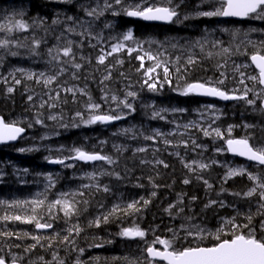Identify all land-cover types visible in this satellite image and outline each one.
<instances>
[{
    "label": "trees",
    "instance_id": "1",
    "mask_svg": "<svg viewBox=\"0 0 264 264\" xmlns=\"http://www.w3.org/2000/svg\"><path fill=\"white\" fill-rule=\"evenodd\" d=\"M147 1L162 4L158 0ZM103 2L104 0H71L69 3H62L60 0H0V25L7 24L10 19H23L30 25L28 32H14L10 39H18L28 45L31 44L33 36L44 41L39 49L41 55L36 57L30 56L26 48H12V51L20 53L18 56L8 55L5 50L0 49V116L5 122L18 123V126L27 131L26 137L18 144L0 147V233L12 234L0 235V256H3L8 264L12 263L13 259L18 264H43L40 257L56 264L53 261V253H56L57 258L63 260L64 264H129L130 261L147 264L148 258L144 249L155 236L172 239L175 233L178 238L175 239L174 246L178 249L197 244L211 246L216 243L212 236L204 240H193L182 230V226L185 228L200 224L214 234L220 219L235 217L237 223L247 224L246 216L249 214L253 216L250 226H254L258 237L262 236L258 223L264 220V216L257 214L258 197L245 198L235 195L247 192L253 183L247 176L224 182V164L235 166L241 163L229 158L224 150V142L215 144L214 135L206 137L200 130L201 127L208 128L206 126L211 125L227 135L225 130L232 126V138L248 137L250 143L262 145L264 114L260 110V102L257 101L256 107L249 106L242 100L220 104L200 99L193 94L180 95L178 88L189 82H205L209 79L215 82L222 78L221 72L226 76L231 73L236 75L233 71L236 64H249L248 56L243 53H251L254 51L253 44L259 46L264 42V19L248 18L243 22H235L225 21L220 17L198 15L202 11L212 10L216 0L197 3L171 0L169 6L175 7L177 16L174 22L167 26L145 24L123 13V7L142 3V0H123L121 5H114L119 11L118 15H112V9L106 10L99 18L86 15V8L95 7L98 3L103 7ZM69 16L90 22L92 33L99 39L90 40L66 32V27L74 26V22L67 19ZM55 19L61 22L53 24ZM129 30L132 31L134 40L125 43L139 47L140 51L129 55L126 50H122L107 57L105 65L98 64L97 57L101 54V49L111 51L114 44L123 42L122 36ZM79 31L82 29L77 28V32ZM236 32L238 35L234 38L233 33ZM5 35L6 33L0 32V38ZM25 37H28L26 41ZM57 37L61 39L58 41ZM65 38L76 42L83 40L82 47L73 45L75 62L82 65L79 71L70 64H64L66 72L47 87L43 83H37L35 79L28 80L22 73L15 71L17 68H23L37 74H54L60 65L47 62V49L58 43L63 46ZM249 41L252 44H249ZM216 42L221 43L214 47ZM237 46L240 48L239 53L235 51ZM222 47H229L234 54H223ZM145 51L157 55L161 61L167 63L171 84L163 83L162 68L157 71L163 87L153 91L143 84L146 77L142 69L138 71L141 61L136 59V56L144 55ZM189 57L196 62L187 64ZM225 60L226 67L219 68L218 65ZM143 63L147 68L155 61L145 57ZM108 67H111V78L101 83L107 75ZM177 68L180 69L179 72ZM247 71L254 72L251 67ZM73 73L77 78H73ZM13 75L21 80L19 85L15 84ZM228 79L221 85L222 88L232 89L237 86L236 80ZM61 86L84 89L87 95L77 92L73 97L71 93L61 90ZM9 87L14 89L11 93L7 91ZM56 91L60 92L59 99H50ZM127 91L137 94L134 99L128 98L134 110L129 111L121 106L117 111L124 112L126 116L113 125H87L76 116V113L80 112L85 120L88 118L86 105L89 103V96L92 102L101 105L100 112H106L116 107L110 97L116 95L123 99ZM106 94L109 97L107 100L103 99ZM29 96L32 97L31 100ZM249 98L253 97L250 95ZM166 101L168 103L163 105ZM42 103L44 107H40ZM52 104L56 107H50ZM211 107L220 112V117L215 118L213 123L203 119L206 117L202 114L205 108ZM160 108L169 111V114H164L167 120L153 116L152 111ZM178 109L183 111H174ZM50 116H55L56 119H50ZM37 119L43 123H36ZM157 122L161 123V126ZM179 124L182 125L181 133L168 131L172 126ZM246 125L250 127H245ZM163 126L166 127L162 128ZM156 131L163 135L155 137V141L145 139V136H154ZM183 139L187 142V147L177 146V140ZM164 140L170 141L177 150L170 148V144H165ZM199 145L204 149H199ZM73 148L109 155L115 163L108 165L98 161L89 165L79 160L66 159L63 166L54 169L48 166L50 156L51 159L69 157L74 154L71 151ZM138 148H145L146 151L137 152ZM21 149L26 152H21ZM158 160L164 161L162 164L156 163ZM199 160L209 164V167L201 170L193 164L195 171L185 167V163H198ZM70 164L73 165L65 166ZM164 164H167V167H164ZM131 167L135 169H129ZM246 167L249 172L262 175L264 180V169L248 165ZM93 172L105 174L98 175L96 181H91L87 179V174ZM130 172L133 173L129 174ZM48 176L52 177L54 186L48 187ZM185 179L189 180V183L185 184ZM141 180L146 181V184H142L144 181ZM204 180L208 181L210 188ZM85 184L107 186L109 191H103L102 187L100 190L95 187H82ZM70 192L85 193L83 196H76V200L81 201L77 205L79 214L71 220H66L62 212L54 209L55 218H51L47 212L48 203L58 199L61 193ZM36 199L45 200L38 213L43 217L42 223L53 225L51 229L39 231L34 223L3 219L6 215H31L30 202ZM145 200L149 201L147 205L144 204ZM24 201L29 203L17 206V202ZM211 201L216 203L210 204ZM132 202H139V211L130 210L127 214L118 212L110 216L106 223L102 220L99 227L91 223L97 217L102 218L115 205L126 208ZM73 224H79L81 228L79 236L73 235L71 238L75 244L61 242V238L68 235L67 229ZM132 226H139L145 231L144 240H131L120 235L122 229ZM244 231L246 232V229ZM24 233L29 235L25 236ZM57 233L59 238L51 241L52 247H47L50 241L44 239L41 242L43 246L38 245L34 250L25 252V248L35 243L30 238L31 235L48 237ZM17 236L20 238L17 239ZM96 244L103 246L95 247ZM79 249L84 250L82 254Z\"/></svg>",
    "mask_w": 264,
    "mask_h": 264
},
{
    "label": "snow or ice",
    "instance_id": "2",
    "mask_svg": "<svg viewBox=\"0 0 264 264\" xmlns=\"http://www.w3.org/2000/svg\"><path fill=\"white\" fill-rule=\"evenodd\" d=\"M62 3H69L71 0H60ZM123 0H104L103 7L99 5V3L95 7H91L90 9L86 8L85 13L88 17L99 18L104 15L105 11L108 9H112V15H118L119 11L114 8V5H121ZM147 3V0H142V3H137L135 5L125 6L122 11L125 15L129 17H137L143 19L145 21H161L165 23H171L173 18L177 16V12L174 7H170L171 0H166L165 3L157 5V4H149L148 6H144ZM200 16L205 17H236V18H254V19H264V0H216L215 6L210 11H202L198 13ZM68 20L74 22V26H69L65 28V31L68 33L77 34L83 38H88L90 40L99 39L97 35H94L91 31V24L87 21H79L74 17H67ZM61 21L59 19H55L52 21L53 24H59ZM43 24V21L40 22ZM77 28H81L82 31L77 32ZM30 29V25L26 23L23 19H10L7 24L0 25V32L6 33L4 38H0V49L5 50V53L11 56H18L20 53L18 51H12V48H26L28 54L30 56L36 57L40 56L41 53L39 51L41 44L44 42L43 39H37L34 36L31 38V44L23 43L20 40L10 39L9 37L14 32H28ZM238 35V32L233 33V36ZM63 34H61V37ZM61 37H57L59 41ZM28 37H25L26 41ZM133 33L129 30L127 33L123 34L122 41L117 42L111 47V51H104L101 49V54L97 57V63L100 65H105L107 57L113 55L114 53H119L122 50H126L129 55L133 52H139V47L128 46L125 42L133 41ZM221 42H216L213 46L219 45ZM252 44L251 41L248 42ZM73 45L77 47L83 46V40L80 42L73 41L71 39L65 38V43L61 46L59 43L56 46L49 47L47 49V56L49 57L48 63L54 65H60L58 70L52 74L47 75L44 72L39 74L35 72L26 71L23 68H17L15 71L22 73L23 76L28 80L35 79L37 83H43L45 87L55 83L59 75H63L66 72V68L63 67L64 64H70L71 67L75 68L79 71L82 67L80 63H76V54L73 51ZM95 47L96 45H91ZM142 47V46H141ZM254 51L251 53L245 51L243 55L248 56L250 60V64H236L234 66V73L236 74L233 79L236 80L237 86L232 89L222 88L221 85L225 84V80L228 79L224 72L220 73L221 79H217L213 82L211 79L205 82H189L186 83L182 88H178L180 95H201V96H209L216 97L222 100H242L246 104L252 107H256L257 101L260 102V110L264 111V42H262L259 46L253 44ZM237 53L240 52V48L237 46ZM221 52L223 54H227L228 56L233 55L234 53L229 47H222ZM220 54V53H218ZM211 56V53H209ZM147 57L148 60L155 61V63L151 67H144V60ZM83 59V57H81ZM136 59L141 61L140 69L143 70V75L146 77L143 80V84L148 87L149 90H156L158 87H163V83L171 84V80L169 79L170 70L167 66L166 62L161 61L157 55H153L145 51L144 55H137ZM178 59V58H177ZM196 61L189 57L187 60V64L191 65ZM118 63H122V61H118ZM227 65V60L224 63L219 64V68H224ZM253 68L254 72L247 71L249 68ZM163 71V83L160 80L158 69ZM243 69V70H242ZM180 69L177 68V72ZM107 75L104 76L101 83L105 80L111 78V67L106 68ZM155 74V75H154ZM73 78H77L75 73H73ZM13 80L15 84L19 85L21 83L20 79H16L13 75ZM14 89L9 87L7 91L11 93ZM61 90L71 93L73 97L76 96L77 92L81 95H87L84 89H79L76 87H68L63 88L61 86ZM136 93L133 91H127L126 95L123 99L117 97L116 95H112L110 97L111 101L115 103L116 107L111 109L110 111L100 112L101 105L95 102H92L91 97L89 96V103L86 105V109L89 112L88 118L85 120L83 114L80 112L76 113L77 117H80L81 120L87 124H95V123H110L116 120H120L124 118V113L117 111L122 106L124 109H128L129 111H133V105L129 102L128 98H135ZM253 98L250 99L249 96ZM60 96V92L56 91L54 96H50V99L58 100ZM109 97L107 94L103 97V99L107 100ZM32 97L29 96V100ZM40 107H44L42 103ZM50 107H56L55 104L50 105ZM174 111H183L182 109L174 110ZM115 112L116 114H112ZM154 117L160 116V112L153 113ZM161 119L164 117L160 116ZM50 119L55 120V116H50ZM36 123L42 124L43 121L40 119L36 120ZM193 125H185V127H192ZM200 127V126H197ZM245 127H250L246 125ZM200 130L203 132V135L215 136L220 139H225V133L222 132L219 128H212L211 125L208 128L201 127ZM25 129L23 127L18 126V123H7L5 120L0 117V143H4L7 141L16 140L20 135L24 133ZM127 131V130H125ZM174 134V133H170ZM232 126L227 129V139H225V143L227 146V151L232 153L233 155L244 157L246 160L250 162H254L256 165L264 166V144L262 145H254L250 143V139L248 137L243 138H232ZM163 134L159 131L155 132L154 136H145V139L154 140L155 137L162 136ZM165 144H171L170 141L164 140ZM183 146L187 147L186 141H181ZM195 143V141H193ZM179 146V145H177ZM21 151H24L21 149ZM74 154L66 157V158H58V159H49L50 163L53 164H65L66 159L79 160L85 163L103 161L108 165H112L115 163V160L109 156L104 155L97 152H88L81 148H73L71 150ZM137 152L146 151L145 148L136 149ZM177 155H179L177 153ZM156 163H163V161H156ZM215 163V161H213ZM193 164L196 165L197 168L203 170L209 167L207 163H196L195 161L192 164L185 163V167L189 168L190 171H195L196 168L193 167ZM67 167H71L72 165H65ZM164 167H167V164H164ZM104 172H100L99 174L93 172L87 174V179L91 181H96L98 175H104ZM247 176L248 180L253 183V187L249 188L247 192L244 193H235V195H242L245 198H252L254 196L258 197L257 204V214L264 216V180L261 179L259 174H253L248 171L245 167H235L229 168L225 181L227 179H231L237 176ZM49 182L48 187L54 186V181L51 176L47 177ZM184 183H189V180L185 179ZM204 183L208 185L210 188L211 185L208 184L207 180H204ZM155 186V185H154ZM82 187L90 188L95 187L97 190H102L107 192L109 189L107 186H101L99 184H85ZM85 195L84 192H70V193H61L58 199L51 201L48 203L47 212L51 218H55L53 210L56 209L59 212L63 213V216L66 220H71L73 216L79 214V209L77 205L81 203V201L76 200V196ZM155 195V193H153ZM71 197V198H69ZM21 203H29L28 201L17 202V206ZM32 207L30 209L31 215H13L11 217L4 216V220L12 219L18 220L23 223L35 224L36 229L46 230L51 229L53 225L48 222H41L43 219L42 216H39L38 209L42 208L45 204V200L36 199L30 202ZM83 203H87V201H83ZM139 202L129 203L126 208H121L120 205H115L106 215L102 218L97 217L91 223L96 227L100 226L101 221L107 222L109 217L115 215L118 212H125L126 214L131 211H139L137 207ZM149 201L145 200L144 204L147 205ZM216 203L215 201H211L210 204ZM183 211V209H180ZM248 221L247 224H240L236 222L235 217L224 221L223 225L217 229V231L213 234L210 232H206L204 229L200 228L199 225L193 226L194 230H188L183 228L187 233V236L192 237L193 240H204L208 236H212L216 243L211 246H201L197 244L196 246H188L183 248H176L174 246L175 239L178 237L175 235L172 239H162L159 236H155L151 243L147 244L146 249H144L147 253V264H154L156 261H162L164 264H264V236L258 237L256 235V229L250 227L252 223L253 216L251 214L246 216ZM247 229V232L244 231ZM261 231H264V221L261 222ZM68 235L61 238V242L69 245H74V239H71L73 235L79 236L81 232V228L79 224H73L71 227L67 229ZM0 235L9 236L11 233H0ZM25 236H28V233H24ZM120 235L124 238L128 239H141L144 240L146 233L139 226H132L122 229ZM225 235H228L230 238H224ZM20 237L17 236V239ZM30 238L35 241L34 244L30 245L28 248H25V252H29L34 250L38 245H42V240L47 239L50 243L47 247H52L51 241H54L59 238V234L57 233L54 236L42 237L40 235H31ZM147 243V242H146ZM156 245H160V248H157ZM95 247H102V244H96ZM19 247V245H17ZM80 253H83V249H79ZM43 264H52L50 261H44L43 257L39 258ZM53 261L56 264H64L63 260H59L57 258L56 253H53ZM0 264H6V260L3 256H0ZM12 264H17L16 260L13 259ZM79 264V262H78ZM129 264H136L135 261H130Z\"/></svg>",
    "mask_w": 264,
    "mask_h": 264
},
{
    "label": "rangeland",
    "instance_id": "3",
    "mask_svg": "<svg viewBox=\"0 0 264 264\" xmlns=\"http://www.w3.org/2000/svg\"><path fill=\"white\" fill-rule=\"evenodd\" d=\"M160 3H165L166 2V0H158ZM149 4H154V3H151V1H147V3L146 4H144V6L146 7V6H148ZM243 70V69H242ZM230 76H227L229 79V81H233V80H235V79H233V77L235 76L233 73H231V74H229ZM231 77V78H230ZM120 111V110H119ZM120 112H122V111H120ZM153 113H155V112H160V116H163L164 118V120H167V117L164 115V114H169V111L168 110H166V109H162V108H160V109H155V110H153L152 111ZM124 113V112H123ZM125 114V113H124ZM202 114H203V117H206V118H203V119H206L207 121H209V123H213V120L215 119V118H218V117H220V112L219 111H217L216 109H213L212 107L211 108H205V110L204 111H202ZM124 116H126V114L124 115ZM160 116H157L159 119H161L160 118ZM95 124H97V123H95ZM100 125H103L102 123H99ZM184 125V124H183ZM180 127H182V125L181 124H179V125H177V126H172L171 127V129L170 130H168V131H170V132H174V133H177V132H179V133H181V130H180ZM206 127H208V125L206 126ZM173 130H175V131H173ZM180 130V131H179ZM222 132H224V131H222ZM225 132H227V129L225 130ZM228 137H227V135H225V139H227ZM212 139V138H211ZM214 139V143L215 144H220V142H225V139H220V138H218V137H215V138H213ZM155 141V140H154ZM178 141V143H177V145H179V147L180 146H182L183 144H181L180 142H181V140H177ZM170 148H174L173 147V144H170ZM199 149H204V148H202V146H200L199 145V147H198ZM174 149H176L177 150V148H174ZM52 157L50 156L48 159H51ZM54 159V158H53ZM55 159H58V158H55ZM198 163H205V162H203L202 160H199L198 161ZM197 163V164H198ZM70 165H73V164H70ZM242 167H244V166H242ZM225 168H226V171H228V169L229 168H235V167H230L229 165H226L225 166ZM264 172V171H263ZM264 174V173H263ZM262 179V178H261ZM222 180L224 181V182H227V181H229V180H227V181H225V177H222ZM254 186V185H253ZM252 186V187H253ZM200 228H202V227H200ZM186 229H188V230H194V228L193 227H191V226H189V227H187ZM202 229H204V228H202ZM205 230V229H204Z\"/></svg>",
    "mask_w": 264,
    "mask_h": 264
},
{
    "label": "water",
    "instance_id": "4",
    "mask_svg": "<svg viewBox=\"0 0 264 264\" xmlns=\"http://www.w3.org/2000/svg\"><path fill=\"white\" fill-rule=\"evenodd\" d=\"M192 1H199V0H192ZM211 1V0H210ZM129 18H131V19H136V20H140V21H142L143 23H145V24H150V25H162V26H165V25H170L172 22H173V20H174V18H173V20H172V22L171 23H165V22H161V21H145V20H143V19H140V18H137V17H129ZM222 19L223 20H234V21H243V20H245L246 18H236V17H222ZM250 61V60H249ZM251 63V62H250ZM195 95V94H194ZM195 96H197V97H199V98H202V99H206V100H209V101H217V102H219V103H223V104H227V103H230V102H233V101H236V100H222V99H219V98H216V97H209V96H201V95H195ZM1 117V116H0ZM114 122H110V123H106L105 125H111V124H113ZM26 135V130L24 131V133L22 134V135H20L16 140H13V141H7V142H4V143H0V147H3V146H11V145H16L18 142H19V140L21 139V138H23L24 136ZM225 148H226V151H227V146H226V144H225ZM227 153L229 154V156H231V157H234V158H237V159H240V160H242V161H244V162H247V163H249V164H255L254 162H250V161H248V160H246L244 157H240V156H236V155H233L232 153H230V152H228L227 151ZM85 163V162H84ZM94 163H96V162H91V163H88V164H94ZM58 165H62V164H53V163H50L49 164V166L50 167H56V166H58ZM256 165V164H255ZM257 166H259V165H257ZM261 167H264V166H261ZM48 229H46V230H40V231H47ZM132 240H134V239H132ZM146 255H147V253H146ZM156 262H159V263H163L164 264V262H162V261H156ZM18 264V263H17Z\"/></svg>",
    "mask_w": 264,
    "mask_h": 264
},
{
    "label": "bare ground",
    "instance_id": "5",
    "mask_svg": "<svg viewBox=\"0 0 264 264\" xmlns=\"http://www.w3.org/2000/svg\"><path fill=\"white\" fill-rule=\"evenodd\" d=\"M18 7H19V6H18ZM24 11H25V10H24ZM56 29H58V28H56ZM61 31H62V29H61ZM84 101H85V100H84ZM167 101H168V100H167ZM167 101L164 102L163 105H164L165 103H168ZM161 103H162V102H161ZM170 105H171V104H170ZM163 107H164V106H163ZM165 107H166V106H165ZM168 107H169V106H168ZM143 116H144V115H143ZM143 116H142V117H143ZM162 117H163V116H162ZM138 118H139V117H138ZM140 122H141V121H140ZM143 122H144V121H143ZM137 123H138V122H137ZM157 123H158V122H157ZM158 124L160 125L161 123H158ZM162 124H163V123H162ZM156 125H157V124H156ZM131 126H132V125H131ZM160 126H161V125H160ZM143 127H144V126H143ZM158 127H159V126H158ZM165 127H166V126H165ZM165 127L163 126L162 128H165ZM127 128H128V127H127ZM147 128H148V127H147ZM141 129H142V128H141ZM143 129H144V128H143ZM164 130H165V129H164ZM167 130H168V127H167ZM131 131H132V130H131ZM133 132H134V129H133ZM143 135H144V134H143ZM139 139H140V138H139ZM181 140H182V139H181ZM184 140H185V139H183V141H184ZM139 142H140V141H139ZM129 143H130V142H129ZM143 145H144V144H143ZM174 148H175V147H174ZM24 151H25V150H24ZM24 151H23V152H24ZM21 152H22V151H21ZM25 152H26V151H25ZM25 152H24V153H25ZM110 152H111V151H110ZM27 153H28V152H27ZM147 157H148V156H147ZM160 160H161V159H160ZM126 161H127V160H126ZM131 161H133V160H131ZM147 161H148V160H147ZM163 161H164V160H163ZM126 163H127V162H126ZM95 164H96V163H95ZM129 164H131V163H129ZM131 165H132V164H131ZM125 166H126V165H125ZM129 166H130V165H129ZM137 167H139V166H137ZM126 168H127V166H126ZM127 169H128V168H127ZM129 169L134 170L135 168L133 169V167H131V168H129ZM136 172H137V171H136ZM131 173H133V172H130L129 174H131ZM212 176H213V175H212ZM261 176H262V175H261ZM129 177H130V176H129ZM134 177H135V176H134ZM109 180H110V179H109ZM111 180H112V179H111ZM141 181H144V180H141ZM151 181H152V180H151ZM215 181H216V180H215ZM215 181H214V182H215ZM105 182H107V181H105ZM129 182H130V181H129ZM133 182H134V181H133ZM145 182H146V181L142 182V184L145 183ZM148 182H149V181H148ZM103 183H104V182H103ZM150 183H151V182H150ZM199 183H200V182H199ZM130 184H131V183H130ZM145 184H146V183H145ZM128 185H129V183H128ZM128 185H127V186H128ZM131 185H132V184H131ZM151 185H152V184H151ZM123 186L125 187V185H123ZM132 186H133V185H132ZM147 186L150 187V186L148 185V183H147ZM124 187H123V189H124ZM134 187H135V186H134ZM148 187H147V188H148ZM151 188H152V187H151ZM121 189H122V188H121ZM149 189H150V188H149ZM149 189H148V191H149ZM248 189H249V188H248ZM248 189H247V190H248ZM128 190H130V189L128 188ZM131 190H132V189H131ZM138 190H139V189H138ZM143 190H145V188H144ZM146 190H147V189H146ZM132 191H133V190H132ZM116 192H117V191H116ZM128 192H129V191H128ZM134 192H135V191H134ZM139 192H140V191H139ZM135 193H136V192H135ZM135 193H134L133 195H135ZM129 195H131V194H129ZM91 201H92V200H91ZM94 201H95V200H94ZM168 201H169V200H168ZM92 202H93V201H92ZM97 202H98V200H97ZM89 203H90V202H89ZM97 204H98V203H97ZM100 204H101V203H100ZM106 204H107V203H106ZM86 205H87V204H86ZM88 205H89V204H88ZM88 205H87V206H88ZM92 205H93V204H92ZM94 205H96V204H94ZM94 205H93V206H94ZM103 205H104V204H103ZM87 206H86V207H87ZM106 206H107V205H106ZM86 207H83V208H86ZM101 208H102V207H101ZM101 208H100V209H101ZM103 208H104V207H103ZM88 209H91V208L88 207ZM93 209H94V208H93ZM85 210H87V209H85ZM88 211H89V210H88ZM91 212H92V210H91ZM105 212H106V211H105ZM84 213H85V212H84ZM84 213H83V214H84ZM89 213H90V212H89ZM93 213H94V211H93ZM100 215H101V214H100ZM89 216H90V215H89ZM102 239H103V238H102ZM105 239H106V238H105ZM98 243H99V242H98ZM107 260H108V259H107Z\"/></svg>",
    "mask_w": 264,
    "mask_h": 264
},
{
    "label": "flooded vegetation",
    "instance_id": "6",
    "mask_svg": "<svg viewBox=\"0 0 264 264\" xmlns=\"http://www.w3.org/2000/svg\"><path fill=\"white\" fill-rule=\"evenodd\" d=\"M217 221H218V219H217ZM224 221H226V219H220V221L218 222V224H217V228H220L222 225H223V223H224ZM262 221H264V220H261L259 223H258V227L260 228V230L259 231H261V222ZM200 227H202V226H200ZM250 227H252V228H254V226H250ZM202 228H204V227H202ZM205 229V228H204ZM209 232V231H208ZM246 232H247V229H246ZM262 233H263V235L262 236H264V231H261ZM224 238H230L228 235H225L224 236ZM154 264H158V263H155L154 262Z\"/></svg>",
    "mask_w": 264,
    "mask_h": 264
}]
</instances>
